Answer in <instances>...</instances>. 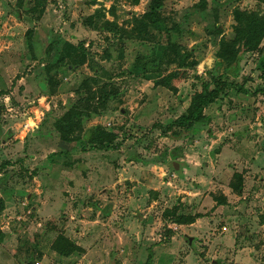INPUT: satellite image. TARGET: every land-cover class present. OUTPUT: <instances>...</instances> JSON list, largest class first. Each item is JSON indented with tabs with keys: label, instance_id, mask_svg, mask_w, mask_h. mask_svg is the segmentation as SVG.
Segmentation results:
<instances>
[{
	"label": "rangeland",
	"instance_id": "rangeland-1",
	"mask_svg": "<svg viewBox=\"0 0 264 264\" xmlns=\"http://www.w3.org/2000/svg\"><path fill=\"white\" fill-rule=\"evenodd\" d=\"M164 1L0 0V264H264V0Z\"/></svg>",
	"mask_w": 264,
	"mask_h": 264
},
{
	"label": "trees",
	"instance_id": "trees-1",
	"mask_svg": "<svg viewBox=\"0 0 264 264\" xmlns=\"http://www.w3.org/2000/svg\"><path fill=\"white\" fill-rule=\"evenodd\" d=\"M150 16L158 19L160 12L165 8L164 0H150ZM233 36L231 39L222 38L217 42L218 47L222 53L221 57L229 66L237 65L242 55L253 53L259 49L262 41L264 40V17L257 15L254 12H235L233 24ZM218 39V38H217ZM231 40V41H227ZM223 89L218 87L212 91L198 94L190 106L186 115L179 117L170 126H158L164 135L168 134L174 128L185 129L198 123H210L211 118L206 116L205 108L215 103ZM75 116L81 118L80 112H75L73 116L68 115V119H62L58 122L57 126L60 130L63 129L64 140H68L69 129L76 127ZM71 133V132H70ZM101 148L118 150L119 146L108 145L106 146L102 141L99 142ZM7 164H2L0 168L4 170ZM5 201L0 199V217L5 211ZM195 219L192 217H183L179 219L180 224H192ZM4 241V234L0 229V243Z\"/></svg>",
	"mask_w": 264,
	"mask_h": 264
}]
</instances>
